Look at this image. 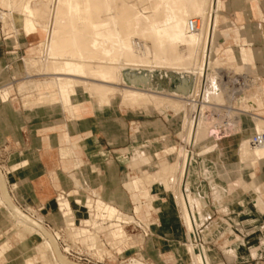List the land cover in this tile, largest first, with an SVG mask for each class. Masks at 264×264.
<instances>
[{"label":"bare ground","instance_id":"6f19581e","mask_svg":"<svg viewBox=\"0 0 264 264\" xmlns=\"http://www.w3.org/2000/svg\"><path fill=\"white\" fill-rule=\"evenodd\" d=\"M40 1H42L41 5L45 7L43 8L46 9V14L48 13L46 22H41L39 15L38 18L35 15L34 10L36 7L34 5L35 2L32 0H0L2 7L0 19L3 22V26L12 17V11L17 10L22 15L21 28L23 33L42 36L39 44L41 57H35L34 61L32 58H22V63H20L26 69L28 77L32 75H41L42 77H27L17 87L24 90V87L35 86L37 90L35 100L38 99L45 103L54 100V96L59 93L66 95L69 101H75L77 100L76 94L80 93L81 97H84L85 100L93 104L95 109L99 110L100 107L105 106V103H112L111 96L114 97L116 92L121 91L122 96L125 99H129V101H126L130 105V102L133 101H136V103L138 101H152L151 103L155 105L162 103L178 112L180 111L182 116L179 134L182 135L184 133L182 140L196 148L200 142L207 139L204 144L206 148L216 151L208 158L203 157L201 168H207L203 167L205 166L204 160L217 162L224 169L223 178L229 181V172L232 169L225 168L223 160L231 159L235 155L237 157L238 173L240 175L246 173L252 177L254 186L249 193V195H253L251 201L262 214L264 213V199L262 197L264 184L255 178L257 166L261 161H264V144L256 146L250 144V138L253 134L264 132V117L261 114L253 113V111H256L253 105L246 106L243 104L241 108L228 105L229 109H226L228 116H249L252 121L253 133L249 138L243 135L238 140L228 139L225 145L219 142L220 137L218 134L220 130H213L207 120L210 114L207 116L208 118L205 117V110L209 105L204 103L219 104L221 106L219 103L221 98L215 97L221 91L220 87V91L217 88L216 82L220 66L222 64L229 65L235 67L233 69H241V71L249 73L251 71H247L248 65L255 58H261L264 54V49L259 47L245 48L237 46L236 49L232 48L233 55L231 59L226 57L225 54L222 57H216L215 50L219 43L216 37L219 24L218 17L221 11L220 0H144L146 3L141 2L143 5L140 4L142 0H122L123 4L127 3V6L132 7L127 12L126 9L128 7L125 5L127 8L122 7L123 11L121 7H119L120 9L117 8L119 0ZM256 1L259 2L260 0ZM37 3L36 5H38ZM232 4H235L234 0L223 2V8L230 7ZM260 4L264 7V0ZM39 7L40 4L37 9ZM38 11H40V8ZM41 12L40 14H43ZM256 15L264 18L263 10L259 9L256 11ZM190 18H196L197 20L198 29L196 31L191 32L188 30L187 24ZM65 22L66 24L63 25ZM258 26H261L260 29L262 31H257ZM253 28L257 31L256 33H250V31L243 29L241 36L235 30L234 32L237 34H235L233 42L238 44L239 39L242 38H244V42L261 40L260 33L264 34V25L254 24ZM81 30H83V33L84 30L87 31L89 35L82 36ZM66 31L69 34L66 39H62L66 35ZM78 35L81 38L83 37V41L85 37L87 38L85 40V42L87 41L86 45L81 43L82 39H80L79 46ZM146 40H150V43ZM81 45L85 46L81 47ZM177 50H179L178 52L185 50L187 54L180 55ZM197 53L199 54L197 55ZM94 54L98 57H93ZM168 58L173 60V62L171 60L172 64L169 66L166 64V66H163V63L162 65L154 63L156 60L159 61V59H161L159 62L169 61ZM38 64H42V66L37 70L36 65ZM29 65L30 69L35 66L37 73H30L29 67H27ZM255 75L261 78L264 73H255ZM200 76L207 81L208 87L205 93L207 101L202 103L188 102L186 99L189 98V95L192 96L195 93L191 89V82L192 80H197ZM112 77L117 80L123 78L125 81L130 82V85H124L129 88L125 87L126 89H123L116 86L118 83H110ZM81 81L84 82V85L81 84ZM172 82H174V86H172ZM8 90L9 86L4 82L0 87V99L2 101L8 97ZM262 93L264 92L261 88L259 92L252 93L251 97L248 95L249 97L246 99L249 101L259 99L264 102L259 96ZM30 96L32 95L28 93L25 97ZM130 99L133 101H130ZM93 101L97 102V104ZM125 102L123 103L126 104ZM188 105L190 106L189 108H187ZM211 106L208 109L213 107ZM191 109L196 111L200 109L201 114L193 118L189 115V110ZM226 125L229 126V122ZM197 152L200 153L198 150ZM68 154L66 150L61 152L62 157H66ZM193 156V151H189L184 146L179 145L169 160L163 161L159 165L160 167L157 171L145 174L143 177L148 182L162 181L164 187L169 188V181H173L175 173H178L177 181L175 180L176 189L173 195L181 213L182 223L187 231L185 236L193 237V241L187 245L191 256V264H211L207 247L199 243L196 236V230L200 227L196 216V212L199 210V203L191 190V180L195 173L196 165L193 161ZM167 172L171 173L168 174L172 176L170 180L165 177ZM240 182L243 188L244 185L251 183L245 181L242 176H240ZM2 200L0 197L1 204L3 203ZM97 208L100 214L98 216L102 217L93 222L92 228L70 226L73 229V233L84 242H95L96 234L91 229L96 230L103 224L104 220L117 223L106 231L107 237L111 238L112 241L123 237V230L127 225L142 226L141 222L135 219L134 216L111 206L110 203L105 202L100 196L97 197ZM103 211L105 212L104 215L101 214ZM15 216L17 224L25 226L34 232H39L35 229L34 224L21 214L17 212ZM0 223L4 224L3 217H0ZM53 243L51 239L43 236V241L35 248L40 258L45 255V249L53 250ZM3 246L6 249L9 244ZM42 259L46 258L43 257ZM52 259L56 264H61L54 255ZM139 261L134 260L133 264H144ZM46 263L51 264L50 262Z\"/></svg>","mask_w":264,"mask_h":264},{"label":"rangeland","instance_id":"374dc122","mask_svg":"<svg viewBox=\"0 0 264 264\" xmlns=\"http://www.w3.org/2000/svg\"><path fill=\"white\" fill-rule=\"evenodd\" d=\"M32 1L35 2L34 3L36 7V9L34 10L35 15H37V18L39 15V17L41 18L39 20L40 21L42 20L41 22L43 21L46 22L45 20L47 19L48 13L46 14V9H44L45 7L41 5L42 1L40 0L38 1L32 0ZM223 1L226 3V2H231L232 0H220V10L221 11L218 17V23H219L218 32L219 33H217V37H216L219 43L217 44L215 55L216 57L219 58L225 54L226 57L231 59L233 55V49H236L237 46L242 44V42L244 41V38H242V39H239L238 45L234 43L233 42V37L235 36L234 31L236 30V32H238L240 36L242 34L243 29L250 31V33H254V32L256 33L258 30L262 31L260 29L261 26H258L259 28L257 27V31L253 28V26L254 24L264 25V19H260L261 22L258 23V21H256L255 18H253L252 16H249L248 22L239 23V24L235 23L234 22V9L239 15H241V17L248 16L254 12L253 4L257 1L256 0H251V1L250 0H236L235 4H232L230 7H226L222 9ZM141 2L146 3V1L142 0L140 1V4L142 5L143 3ZM36 3L38 5H36ZM123 3L124 2L122 0H119V3L117 2V6H118L117 8L120 9L119 7H121L122 11H123V8L128 5L127 3L126 4H123ZM39 4H40V7H39L40 11H38L39 8L37 9ZM127 7H125L127 8L126 12L132 8L131 6H127ZM41 9L44 15L40 14ZM12 12H13L12 17L7 21L6 25L3 26V22L0 21V37H1L0 38V85L3 84L4 82H10L14 84L21 79H27L26 69L20 64L22 63L21 57L32 58V60L34 61L35 57L40 58L42 55L40 54V51L37 50L36 44H34L35 46L34 53L26 55V49L29 47L30 45L29 43L35 42V41L32 40L30 36L27 37L23 34V29L21 28L22 15L19 13V11L13 10ZM65 24L66 22L63 25ZM82 31L83 30H81L80 32ZM68 34L69 33H67L66 31V35L64 34L65 38L63 37L62 39H66V36ZM81 34H83L82 36L86 34L89 35L88 32L85 30H84V33L82 32ZM9 36H12V37L8 38ZM14 37L18 39L19 43L24 41L26 45L21 46V47L17 46L14 42L15 41ZM78 37L79 38H77V40L79 39L78 40L79 46H80L79 41L81 42L80 39H82L81 43L85 44L87 42V41L85 42V40L87 39L86 37L84 41H83V37L81 38V36L79 35ZM258 41H261V40H258ZM147 42L150 43V40ZM85 45H81V47ZM263 46L258 44L257 41L255 40H248L246 42L247 48H257V47H263ZM1 50H3L2 54H1ZM178 51L179 50H177V52ZM182 51L178 53H180V55L187 54L185 50H182ZM12 52H15V53H12ZM198 54L199 53H197V55ZM93 57H98V56L97 55L95 56L94 54ZM168 59L169 61H165V62H159L161 61V59H159V61L156 60L154 63L158 65L160 64L162 65L163 63V66L165 64L169 66L170 64H172L173 60L171 59L172 60L171 62L170 58ZM217 65L219 66V64ZM40 66H42V64L36 65V69L38 70ZM27 67H29L30 73H37L36 69L34 68L35 66H33V68L31 67V69H30V65ZM220 68L223 74L226 76L225 80H227V84L220 87L221 91L218 85V89L220 93H217V96H215L217 98L218 97L221 98V99L218 98L221 101L219 102L221 106L219 104L217 105L214 104L212 105L213 106L212 107L210 104H208L209 105L208 107L211 106L212 108L208 109L207 107L205 112L208 111L207 114L208 115L210 114L208 116L209 118L207 117L208 118L207 120L209 121L211 128L213 130L214 129L218 131L220 130L218 134L220 137L219 142H221L222 145H225L228 139L238 140L243 135L249 138L253 132L252 121L249 118V116H245V115H238V116L229 115L228 116L227 110L229 109V106L241 108L243 104L246 106L253 105L254 108H256V112H253V113L261 114L264 117V103L262 102L256 103L257 101L256 99H254L253 101L250 100L251 103L250 102L243 103V102L237 101L239 99H242V97H245V98H248L249 96L251 97V95H253L255 92H259V89L263 88L264 76L259 78L257 75L254 76V74L255 73L260 74L262 72L264 73V56L263 58H255L252 61V63L248 65V68L246 67L247 71L248 70L251 71V72L248 71L249 73L243 70L241 71V69H238V70L233 69L235 67L229 66V65L222 64ZM236 76H240L242 80H244L246 83L242 88V92L237 94L235 97H232L231 93L234 91V87L236 86H233V84H231L230 79L232 80ZM39 77H42V76L32 75L28 78H39ZM112 78H111L110 83H118L116 86L122 87L123 89L129 88L124 85H130V82L125 81L123 78H120L119 80H117L115 77H112ZM82 81H81V84L84 85V82ZM172 86H174V82H172ZM17 88L20 91H24V93L27 91H31L29 95H32V96H30L29 99H33L37 97L35 95L37 92V90L35 89V86L24 87V90L19 87ZM262 90L264 92V88ZM24 93L23 95H25ZM259 96L262 98V100H264V93H262V95L260 94ZM11 97L13 98L12 104L15 109L23 107L25 110L28 111L31 109L40 108L39 106H31V104L29 103L27 104V106H24L23 104L24 100L22 99L21 94L18 92H14ZM78 97L80 98L79 101H81L82 100L81 95H78ZM111 97H112V103L110 104L105 103V106L100 107L99 111L102 110L104 112L106 110L107 112H109L113 108L116 109L118 111V114H123L125 117L131 119V121H134L135 123L134 129L137 131V135L141 136L142 144L136 146V151L131 156L132 159H134L137 156H141V159H143L144 164H149L151 166L157 165L158 167H160L159 165L162 164L163 161L166 162L167 160H169L172 154L175 153L176 147L179 145L184 146L189 151H193L194 157L198 160V162L203 157L208 158L213 153H216L214 149L212 150L207 149L206 146L204 145L207 142V139L200 142V144L196 146V148L192 144L190 143L186 144L185 141L182 140L183 139L182 136H184V133L182 135L179 134L180 127H181V116H182V113L180 111L178 112L169 106L163 105L162 103L160 105H155L154 103H151L152 101L150 102L142 101L144 103L138 101L136 103V101L134 102L133 100L130 99V101L134 102V104L133 102H130L131 103L130 105L129 102H127L129 101V99L128 98L125 99L122 96L121 91L116 92L114 97L113 96ZM93 100L96 101L95 99ZM123 102H125L126 104H124ZM94 103L97 104V102H94ZM3 104L4 103L0 101V124H3L2 127H0V130L5 131V134L0 135V197L3 199L2 200L3 203L2 204L0 203V217H3V220H4V224L0 223V246L5 245L6 243L4 242L8 241L12 245V249H10V253L7 252V254H5L3 257L0 258V264H29V263L47 264L46 262H50L51 264H56V262L52 259L53 258L52 252L49 249H45L44 250L45 255H43V257L46 258L48 261L46 259H42L43 257L42 258L39 257V254L36 252L35 248L38 244L42 242V240L36 235V232L30 230L29 228L25 226H21L17 224L15 221L16 213H15L14 207H17V205L13 201V197L11 196V193L14 192L15 194H18L19 186L23 185V183H18V184L15 183L14 177H16L17 175L23 174L22 171H24L25 167L28 166L29 164V161L27 159H30V160L33 159L30 157V155L35 154V153L24 151V150H27L28 148V143H27L28 136L26 135L21 136L20 134H14L15 131H18V128H16L17 120L14 116V113L13 112L11 113L10 110H5L3 112L1 108ZM64 104H65V107L71 106V105H68V102H65ZM187 108H189V106H187ZM224 109L225 110L227 109L226 112ZM64 116L66 117V114H64ZM155 121H160L161 126H159V124H157ZM227 122H229V126L226 125ZM41 137L43 138L44 136H41ZM31 138H34V136H31ZM38 146L44 149V152H46L44 153L45 155H49L48 160H50L54 164L55 167L58 166L59 160L61 161L65 159L72 160L71 156L69 155L66 158H62L60 150H57L56 148L54 149L49 148L44 139L41 141L40 144H38ZM164 146H166V148L168 149V152L166 153L164 158L161 157L159 159L160 161L159 162L154 157L153 153L161 152ZM152 149H157V150H153L152 152L147 153V151H151ZM137 150H141V151H137ZM197 150L200 151L201 154L197 152ZM228 150L231 151L230 148H228ZM21 151H23L22 154H21ZM143 152L146 153V155L148 156L150 154L151 156L150 160L152 164H150V162L149 163L146 162L147 159L145 158ZM19 162H22L21 165L24 168L16 170V166ZM223 162H224L223 166L225 168L232 169L231 165H237V157L234 155L231 157V159H224ZM4 169L8 170L7 177L4 175V171H3ZM263 170H264V164H261L260 168L257 170V175L261 176V171ZM237 172H238V166H237ZM169 173L170 172H167V174H165V177L168 180H170V178L172 177L171 175H168ZM197 173H198V169L195 165L194 176ZM137 175L138 174L133 172V174L127 176L126 180H130L132 177L137 176ZM200 175L204 176V177H200L199 179L203 181V183L206 184V191H207V196H206L207 206H205L204 204L202 205L199 204L201 213L206 214L207 216L206 221L213 214V212H215V214L212 215V217L210 218L211 220H216L220 218H226V220H228V223H225L227 224V226L225 224H222V226H224L223 230H220L221 229L220 228L219 230L217 229L216 231H213V233H211L212 234L211 237L214 239L213 242L216 245L212 247L210 246V254L219 255V251L222 250L228 261H231L233 259L228 256L226 249L229 246H233V244L235 243H240L239 241L241 240V238L237 235V232L235 230V224L237 222H240L244 227V232H243L244 239L242 241L243 243H240V244L242 245L243 251L246 254L245 255L246 258L249 259L245 262V264H248V263L251 264L255 262L257 260L256 258L259 255L264 257V228H263L264 227V216L263 217L260 216L259 218H254L253 216L255 215V212H247L246 214L244 213L242 208H240V212H239L240 214L238 215L237 213H235V210L232 208V206H234L235 203H237L239 199L242 205H245L248 208H252V209L254 208L253 203H251L253 195L252 194L249 195L250 191L252 190L251 188L254 186L252 184V181H250L251 182L250 184L244 185V188H243L242 184H240L241 183L240 177L235 179L231 176L232 175L231 174L229 181L228 180L226 181V179L224 178L225 183H219V182L213 183L212 186L215 189L221 190V194L227 196L226 201L223 202L222 204H219L215 202L214 195H213V188L211 187V182L206 180V179H210V177L207 175H203V174H200ZM177 177H178V173L176 172L174 175L173 181L172 180L169 181L170 186L167 190V194L169 195V198L166 200L167 202L171 201L170 196L175 192ZM73 178H76V176L73 175ZM124 178L125 177H121L122 181L120 183H117V186H116L117 189L123 192L125 190L124 187H122ZM213 179L220 180V177L214 176ZM76 182H77L76 184L77 186L75 190L78 191L79 190L78 187L81 184L78 180ZM195 188L198 189L199 188L198 185H196ZM223 189H225V191ZM141 190L142 189L140 188V191ZM154 190H155V185H152V187H150V192L151 191L153 192ZM98 191H99V186H98V189H96L95 193L97 194ZM128 192H129L128 195L131 197V192L129 190ZM78 194L79 195L75 197L69 198L70 201L72 198H76V197H78L82 201H84L85 198H91L90 190L87 188H85L84 193L78 191ZM140 194L141 195L139 196V200L137 204L141 202L142 207H139L138 209L139 213H138L137 218L141 220L142 225L148 228L147 236H143V231L138 226H135L134 224H130L124 228L123 237L122 239H120V242H118L117 244H113V241L111 240V238L107 237L106 231L112 228L114 226L113 223L115 222L107 223V224L100 225L97 228L98 230L96 229L94 231V233L96 234V240L95 242H89L91 246H95L93 251H89V248L84 245L85 252L88 253L89 256L93 258V263H87L85 261L73 262L71 260L66 259L59 252L55 243H53V246H54L53 248H55V250L53 249L54 256L61 262V264H133L134 260H137V261L140 260L139 262L140 263L142 262L144 264H187L186 260L188 258V251H187L186 246L189 243V240L185 236V229L181 223L180 214L177 215L176 220L170 221L168 225H166V227L161 221H160L161 225L159 226L158 225L159 221L157 222V219L161 218L162 213H161V208L157 202V198L154 196L152 203L155 208H159V211L153 212L152 210L148 209V206H149L148 204L150 203L149 197H148L149 191L147 190ZM52 195H53L52 193L49 194L48 199L43 200V202L50 207V211L46 215L51 220H53V217H54V220L58 222L56 223V225H60L63 222L60 220V218H58V216L54 215L55 212H57V208L56 206L50 204V202L52 201L54 202V196L52 197ZM142 195L147 196V197L145 198ZM262 197H264V192L262 193ZM105 200H108V199L105 198ZM128 200H129L128 205H129V208L131 209L134 206V204L132 203L133 202L132 197L129 198ZM110 201L115 203L113 200H110ZM118 206L122 210L129 212L128 209L122 208L119 204ZM54 209L56 210L55 212L52 211ZM79 212H81V214H79L80 219H85V218L90 217V212H87L85 208H80ZM41 215L43 217L46 216L43 214ZM247 215L249 216L248 218H246ZM65 216L67 218H74L73 214L71 213H67V215ZM101 217L102 216L95 215V220L96 218L100 219ZM64 224L67 225L68 223H64ZM82 227L87 228V226H82ZM171 228H175L177 229V231H172ZM203 228L204 226H200L199 228V233L201 235L200 243L209 247V243L205 242L208 238H206V235H204ZM66 234L69 237H73L72 233L69 230H67ZM168 234L170 235L174 234L173 238H171V236L168 237ZM48 236L51 239L50 234H48ZM147 238H148L149 246L145 247ZM80 240L84 243L82 239ZM51 241L53 242L52 239ZM173 243L174 245H171ZM155 244H158V246L151 247V246H154ZM160 244H163V245L160 246ZM50 255L52 258L50 257ZM51 260L54 261L55 263L52 262ZM212 264H215V263H212Z\"/></svg>","mask_w":264,"mask_h":264},{"label":"crops","instance_id":"0c3cea01","mask_svg":"<svg viewBox=\"0 0 264 264\" xmlns=\"http://www.w3.org/2000/svg\"><path fill=\"white\" fill-rule=\"evenodd\" d=\"M261 1L262 0H260L259 2L253 5L254 12L248 16L241 17V15H239L236 12V10L232 8L234 9V22L238 24L245 23L248 22L249 16H252L253 18H255L256 21H258V23H260L261 22L260 19H264V18L258 17L256 15V11L262 9L264 12V7L261 6L260 4ZM222 9H223V3H222ZM24 35L27 37L30 36L31 39L35 41L29 43L30 45L26 49V55L34 53L35 51L34 44H36L37 50L40 51L39 43L42 39V36L39 35L34 36V35H26V34ZM260 36H261L260 38L261 41H257V43L263 46L264 34L260 33ZM10 37L12 36H9L8 38ZM14 42L19 47L26 45L24 41L19 43L18 39L16 38ZM238 46H243L247 48L246 42L244 41L242 42V44ZM259 48L264 49V46ZM2 51L3 50H1V54L3 53ZM263 56L261 58H263ZM22 58L24 57H21V59ZM27 77L28 76L26 75V78ZM24 80L25 79H21L14 84L10 82H6L7 86H9L8 97L4 101L0 99V101L4 103L1 106L3 112L5 110H10L11 113L12 112L14 113V116L17 120L16 128H18V131L15 132L13 131L14 134H20L21 136L22 135L28 136V142H27L28 148L27 150L24 151L35 153L30 155V157L33 159L31 160L27 159L29 161V164L28 166L25 167V170L22 171L24 175L22 174L14 177L15 183L17 184L23 183V185L19 186L18 194L12 192L13 196L18 201L29 204L36 208H42L40 213L46 215L49 213L50 207L46 205L43 202V200L48 199V195L52 193L53 194L52 197L54 196V202L52 201L50 202V204L56 206L57 208V212H55L56 211L55 209L52 210L55 212L54 214L55 216H58V218H60V220L63 223H68L67 224L68 227L87 226V228H92V224L95 221V215H99V210L97 208L98 196H100L108 204L110 203L111 206L118 208L123 212L126 211L122 210L118 206V204L122 208L128 209L129 212L127 213L131 214L132 216H134L135 219L141 222V220L137 218V216L139 213L138 209L139 207H142V205L141 202L138 203L139 205L137 204V202L139 200V196L141 195L140 193H143L144 191L148 190L149 191L148 197L150 201L149 203L150 206H148V209L152 210L153 212L159 211V208H155L154 206H152L154 196L157 198V202L161 208V213H162L161 218L157 219V222L159 221L158 222L159 226L161 225V222H163L164 226L166 227V225H168L170 221H174L177 219L178 214H180L181 217L180 210L178 208L177 203H175L176 201L173 195L175 192L170 196L171 201L167 202L166 200L169 198V195L167 194L168 188H166V186L164 187V183L162 181L148 182L143 177V175L145 174H149L157 171L159 167L157 165L151 166L149 164H144V161L143 159H141V156H137L134 159H132L131 157L136 151V146L142 144L141 136H138L137 131L134 129V125H135L134 121H131V119L125 117L123 114H118V111L114 108L109 112H107L106 110L104 112L99 111L95 109L93 104L90 103L88 100H84L85 99L84 97H82L81 98L82 100L79 101L80 98L78 97V95H81L80 93L76 94L77 100L75 101H69L67 96L62 95L61 93L56 94L54 96V100L47 103L41 100H34L35 98L29 99V97H25V96L28 95V93L30 94L31 91H27L24 93V91H20L17 88V85ZM2 85L3 84H1V86ZM14 92H18L21 94L22 99L24 100L23 103L24 106H27V104L29 103L31 104V106H39L40 108L31 109L28 111L25 110L23 107L15 109L12 104L13 98L11 97ZM23 93L25 95H23ZM237 101H241L243 103H249V102L251 103V101L247 100L245 97H242V99H239ZM65 102H68V105L71 106L65 107L64 104ZM260 102L264 103L259 99L256 101V103H260ZM64 114H66V117L64 116ZM155 122L159 124V126H161L160 121H155ZM2 125L3 124H0V127H2ZM2 134H5L4 130H0V135ZM31 136H34V138H31ZM41 136L44 137L42 138ZM43 139L46 141L48 147L51 149L56 148L57 150H60V152L64 150L68 151L69 153L68 155L71 156L72 160L71 159H65L62 161L59 160L58 166L55 167L54 164L50 160H48L49 155H45L44 153L46 152H44V149L38 146V144H40ZM153 150H157V149H152L151 151H147V153L152 152ZM137 151H141V150H137ZM167 152L168 149L166 148V146H164L161 152H155L153 153V155L159 161L161 157L162 158L165 157ZM22 153L23 151H21V154ZM143 154L147 159L146 162L147 163L150 162V164H152L150 160L151 158L150 154L149 156L146 155V153L144 152ZM66 157H62V158H66ZM202 160L203 158L200 159L198 162V160L193 156V161L196 164L198 173L195 176L193 174L191 180L192 181L191 190L193 194L197 197L198 203L207 206L206 184L199 179L200 177H204L200 174L207 175L210 177V179H206V180L211 182V187L213 188V195L215 202L222 204L223 202L226 201L227 196L222 195L221 190L215 189L212 186V184L215 182L225 183V180L223 178L224 169L221 164L217 162L215 163L211 162L210 160H204L205 166L203 167H207V168L202 169L201 168ZM21 164L22 162H19L17 164L16 170L24 168ZM261 164H264V161H261L257 166L255 172V176H256L255 178L264 184V170L261 171V176L257 175V170L260 168ZM231 168L232 170L229 172V177L232 174L231 176L235 179L242 176L245 181L248 182L252 181V177L249 176L248 174L244 173L243 175H240L237 172V165H231ZM133 172H135L138 175L132 178L130 177L131 178L130 180H126L127 176L133 174ZM73 175H75L76 178H73ZM7 176L8 175H6V177ZM214 176H219L220 180L213 179ZM121 177H125L122 184V187H124L125 189L124 192L117 189L116 187L117 183H120L122 181ZM77 180L81 184L79 187H82L84 189V190H79V192L84 193L85 188L87 189L89 188L90 193H94L95 197L84 199V201L76 197V198H72L70 201L69 198L74 197L75 195ZM152 185H155V190L153 192L152 191L150 192V187H152ZM196 185H198L199 187L198 189L195 188ZM98 186H99V191L97 194H95V191L96 189H98ZM140 188L142 189L141 191ZM61 190L68 193L69 198L59 197L56 200L55 199L56 194ZM128 190L131 192V197L133 200L132 203L134 204V206L131 209L129 208L128 205L129 203L128 199L131 198L128 195L129 194ZM223 190L225 191V189ZM262 192H264V188ZM104 197L107 198L108 200H105ZM144 197L146 198L147 196ZM110 200H113L117 205L112 201L109 202ZM253 207L254 208L252 209V208H248L245 205H242L240 199L238 200L237 203H235L234 206H232V208L235 210V213H237L238 215L240 214L239 213L240 208H242V210L246 214L247 212H255V215L253 216L254 218H259L260 216L262 217L264 216V213L262 214V212H260L254 205ZM80 208H85L87 212H90V217L85 219H80L79 217V214H81V212H79ZM67 213L73 214L74 218H67L65 216L67 215ZM101 214L104 215L105 212L103 211ZM213 214H215V212H213ZM212 215L206 221L207 216L205 213H201L200 205H199V210L196 212V216L199 222V227L204 226L203 233L204 235H206V238H208L205 242L209 243V247L206 245L205 246L208 249V255L210 257L211 264L212 263L245 264V262L249 259L246 258L245 256L246 254L244 253L242 245L240 244L243 243L242 241L244 239V234H243L244 227L240 222H237L235 224V230L237 232V235L241 238V240L239 241L240 243H235L233 244V246H229L226 249L228 256L233 259L231 261H228L222 250L219 251V255L210 254V246L212 247L216 245L213 242L214 239L211 237L212 235L211 233H213V231H216L217 229L219 230L220 228H221L220 230H223L224 226H222V224L228 223V220H226V218L211 220L210 218L212 217ZM44 217L54 225L58 223L54 220V217L53 220L49 219L47 215ZM248 217L249 216L247 215L246 218ZM112 222L109 220H104L103 224L112 223ZM116 224H117L116 222L113 223V225ZM225 225L227 226V224ZM171 229L172 231H177V229L175 228H171ZM185 233H187V231ZM173 235L174 234L172 235L168 234V237L171 236V238H173ZM143 236L145 235L143 234ZM187 237L188 236H186V238ZM120 239H122V237L114 239L113 244H117L118 242H120ZM187 239L189 240V242L193 241V237L191 238L188 237ZM197 240L198 242H200L201 237ZM4 243H6L7 245L9 244V248L5 249L3 248L4 247L3 245L0 246V258L3 257L5 254H7V252L10 253V249H12V245L8 241H5ZM161 245L163 244H160V246ZM171 245H174V243ZM146 246H149L148 238L145 243V247ZM155 246H158V244H155L154 246L151 247H155ZM256 259L257 260L251 264H264L263 256L259 255ZM190 260H191V256L188 252V258L186 260V263L191 264Z\"/></svg>","mask_w":264,"mask_h":264},{"label":"built area","instance_id":"2783aa9c","mask_svg":"<svg viewBox=\"0 0 264 264\" xmlns=\"http://www.w3.org/2000/svg\"><path fill=\"white\" fill-rule=\"evenodd\" d=\"M2 7L0 4V13H1ZM1 21V19H0ZM188 30L189 31H196L198 29V24L196 18H190L188 20L187 24ZM219 74L216 78L217 82V88L218 85L219 87H222L227 84V80H225V75L223 74L221 68L218 69ZM237 75V74H235ZM251 77V76H250ZM231 84H233L234 91L231 93L232 97H235L237 94L242 92V88L245 85V81L242 80L240 76H236L232 80L230 79ZM207 81L205 78L203 79L202 76L198 78L197 80H192L191 82V89L192 91L194 90L195 93L192 94V96L189 95V98L186 100L188 102H200L202 103L203 101H207V97L205 95L206 90H207ZM206 97V98H205ZM204 104H209V103H204ZM214 105V104H210ZM189 106V105H188ZM190 107V106H189ZM199 110H194L191 109L189 110V115L192 116L193 118L195 116H199L200 113ZM208 114L205 112V117H207ZM250 144L252 146L264 144V132L261 134H253L252 137L250 138ZM191 153V152H190ZM4 175L6 176L8 174V170H3ZM79 190H84L82 187H78ZM78 190V191H79ZM78 191L75 192V196L79 195ZM11 196L13 197V201L17 205V207H14L15 212L21 214L24 218L28 219L30 222L34 224V227L36 230L39 232H36V235L43 241V236L49 238L48 234H50L51 239L53 242L56 244L59 252L64 256L66 259L71 260L73 262H80V261H85L87 263H93V258L89 256L88 253L85 252L84 245L89 248V251H93L95 246H91L89 242H82L80 237H77L73 233V229L68 227L66 224L61 223L60 225H54L53 223L49 222L46 218H44L41 215V210L42 208H36L34 206H31L29 204L23 203L18 201L13 194L11 193ZM90 196L94 198V193H90ZM59 197H67L69 198L68 193L65 191H59L56 194L55 199L57 200ZM87 199V198H85ZM140 229H142L143 233L145 236H147V230L148 228L144 225L138 226ZM69 230L72 233L73 237L67 236L66 232ZM92 231H95L94 229H91ZM48 232V234H47ZM196 236L197 239L200 238V233L199 229L196 230ZM50 239V238H49ZM200 243V242H199ZM54 249V248H53ZM52 252V256L54 255V251L52 249H49Z\"/></svg>","mask_w":264,"mask_h":264}]
</instances>
